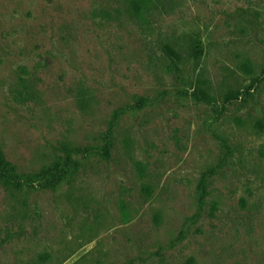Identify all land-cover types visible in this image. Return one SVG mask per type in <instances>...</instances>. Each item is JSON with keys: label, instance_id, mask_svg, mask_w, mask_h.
<instances>
[{"label": "rangeland", "instance_id": "1", "mask_svg": "<svg viewBox=\"0 0 264 264\" xmlns=\"http://www.w3.org/2000/svg\"><path fill=\"white\" fill-rule=\"evenodd\" d=\"M62 145L0 183V264H264V0H0V147Z\"/></svg>", "mask_w": 264, "mask_h": 264}, {"label": "trees", "instance_id": "2", "mask_svg": "<svg viewBox=\"0 0 264 264\" xmlns=\"http://www.w3.org/2000/svg\"><path fill=\"white\" fill-rule=\"evenodd\" d=\"M133 11L139 12L141 6L139 3L134 2L131 5ZM194 98L198 102L205 104H214L215 98L211 96L204 89H197ZM241 92H230L225 97V102L229 103L238 100ZM108 144L103 152L108 153ZM90 151L88 147H72L70 145H62L59 149V160L53 162L50 166L43 167L41 170L33 173L20 172L18 168L7 159L4 151L0 147V183L6 187L14 189H22L25 186L39 184L44 187H51L57 184L66 175L68 168L73 165L76 157H83ZM207 195L206 179L203 177L198 185L199 202L203 203Z\"/></svg>", "mask_w": 264, "mask_h": 264}]
</instances>
